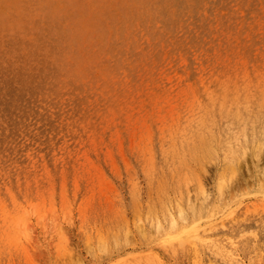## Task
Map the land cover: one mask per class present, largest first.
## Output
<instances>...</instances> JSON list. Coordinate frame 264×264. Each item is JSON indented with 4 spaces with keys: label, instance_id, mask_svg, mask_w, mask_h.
Wrapping results in <instances>:
<instances>
[{
    "label": "rangeland",
    "instance_id": "obj_1",
    "mask_svg": "<svg viewBox=\"0 0 264 264\" xmlns=\"http://www.w3.org/2000/svg\"><path fill=\"white\" fill-rule=\"evenodd\" d=\"M263 73L264 0H0V264H264Z\"/></svg>",
    "mask_w": 264,
    "mask_h": 264
},
{
    "label": "bare ground",
    "instance_id": "obj_2",
    "mask_svg": "<svg viewBox=\"0 0 264 264\" xmlns=\"http://www.w3.org/2000/svg\"><path fill=\"white\" fill-rule=\"evenodd\" d=\"M246 71V70H245ZM259 72V71H258ZM257 72V73H258ZM246 73H247V71H246ZM244 74H245V72H244ZM264 74V73H263ZM262 74V75H263ZM235 75V74H234ZM233 76V75H232ZM236 76H237V74H236ZM228 77V76H227ZM249 77V76H248ZM233 78V77H232ZM254 78V77H253ZM221 80H222V78H221ZM220 80V83L222 82ZM231 80V79H230ZM236 80V82H237V79H235ZM234 80V81H235ZM210 81V80H209ZM248 81H249V79H248ZM203 82V81H202ZM223 82H224V80H223ZM229 82V81H228ZM226 84H227V80H226V82H225ZM216 84V83H215ZM231 85H233V84H231ZM262 85V84H261ZM222 86V85H221ZM228 86V85H227ZM213 87V86H212ZM212 87H211V89H212ZM219 87V86H218ZM235 87H236V85H235ZM235 87H233V88H235ZM195 88H196V86H195ZM214 88V87H213ZM255 88V87H254ZM258 88H259V86H258ZM227 89V88H226ZM243 89V88H242ZM257 89V88H256ZM246 90H247V88H246ZM213 91V90H212ZM229 91V90H228ZM236 91H237V88H236ZM236 91H234V92H236ZM242 91H244V90H242ZM248 91V90H247ZM253 91V90H252ZM256 92H257V90H255ZM255 92V93H256ZM213 93V92H212ZM217 93V92H216ZM220 93V92H219ZM214 94V93H213ZM229 94H230V92H229ZM196 95H197V93H196ZM198 95H199V93H198ZM212 95V94H211ZM219 95V94H218ZM247 95V94H246ZM255 95H257V94H255ZM260 95V94H259ZM202 95H200V97H201ZM204 96V95H203ZM226 96H227V94H226ZM198 97V96H197ZM233 97H236V96H234L233 95ZM238 97V96H237ZM214 98V97H213ZM212 98V99H213ZM217 98V97H216ZM228 98V97H227ZM241 98V97H240ZM256 98V97H255ZM189 99V98H188ZM192 99V98H191ZM223 99H224V96H223ZM226 99V98H225ZM238 99V98H237ZM244 99H246V96H245V98ZM262 99V98H261ZM199 100V99H198ZM215 100V99H214ZM214 100L212 101L213 103H214ZM217 100V99H216ZM234 100V99H233ZM254 100V99H253ZM263 100V99H262ZM227 100H225V102H226ZM256 101V100H255ZM257 101H261L260 99L258 100L257 99ZM190 102V101H189ZM217 102V101H216ZM232 102H234V101H232ZM231 102V103H232ZM237 102V101H236ZM240 102H241V100H240ZM263 102H264V100H263ZM263 102H260V103H263ZM186 103V102H185ZM202 103V102H201ZM204 103H206L205 101H204ZM220 113V112H219ZM238 113V112H237ZM236 113V114H237ZM241 113H243V112H241ZM247 114V113H246ZM245 114V115H246ZM264 114V113H263ZM244 115V116H245ZM241 116V115H240ZM222 117V116H221ZM221 117H219V118H221ZM246 117V116H245ZM212 118V117H211ZM214 120V119H213ZM216 120V119H215ZM219 121V120H218ZM263 121V120H262ZM226 122H228V121H226ZM205 123V122H204ZM207 123V122H206ZM212 123V122H211ZM215 123V122H214ZM247 123V122H246ZM219 124V123H218ZM227 124V123H226ZM205 125H207V124H205ZM212 126V125H211ZM226 126V125H225ZM243 126V125H242ZM255 126V125H254ZM261 126H263V125H261ZM212 127H214V126H212ZM211 127V128H212ZM216 127H218L217 125L214 127V128H216ZM218 129H220V128H218ZM260 129V128H259ZM258 129V130H259ZM263 129V128H262ZM212 130H214V129H212ZM246 130V129H245ZM252 131V130H251ZM262 131V130H261ZM231 132V131H230ZM252 134V133H251ZM229 135V134H228ZM253 135V134H252ZM264 135V134H263ZM213 137V136H212ZM251 138H252V136H251ZM219 139H221V138H219ZM222 140V139H221ZM259 140V139H258ZM262 140V139H261ZM232 141V140H231ZM238 141V140H237ZM227 142H228V140H227ZM242 142V141H241ZM256 142V141H255ZM234 143V142H233ZM212 144H213V142H212ZM212 144H210V145H212ZM245 145V144H244ZM243 145V146H244ZM221 146V145H220ZM212 147H216V146H212ZM245 147H246V145H245ZM245 147H244V149H245ZM217 148V147H216ZM235 148V147H234ZM236 149V148H235ZM218 149H216V151H217ZM241 151V150H240ZM245 151V150H244ZM211 152V151H210ZM214 152V151H213ZM233 152H234V150H233ZM217 153H219V152H217ZM240 153V152H239ZM241 154H242V152H241ZM235 156H236V154H234ZM221 156V155H220ZM242 156V155H241ZM231 158V157H230ZM242 159V158H241ZM237 161V160H236ZM234 162V161H233ZM240 164V163H239ZM228 165V164H227ZM239 166V165H238ZM233 168V167H232ZM263 181V180H262ZM260 188V187H259ZM262 188V187H261ZM261 188H260V190H261ZM264 201V200H263ZM215 208V207H214ZM189 210V209H188ZM197 210V209H196ZM24 211V210H23ZM180 211V210H179ZM181 211H182V209H181ZM166 212V211H165ZM173 212V211H172ZM172 212H171V214H172ZM32 213V212H31ZM178 213V212H177ZM188 213V212H187ZM209 213H210V211H209ZM25 214V213H24ZM166 214H167V212H166ZM179 214H180V212H179ZM182 214V213H181ZM184 214V213H183ZM189 215V214H188ZM19 216V215H18ZM178 216V215H177ZM189 216H191V215H189ZM195 216H197L196 214H195ZM203 216H204V214H203ZM221 216V215H220ZM164 217V216H163ZM182 217V216H181ZM202 217V216H201ZM20 218H23L24 219V221H25V223L28 221V217L26 218V217H20L19 216V218H17L16 220H15V222L13 223V228H14V230H15V232L19 235V236H21V232H22V230H21V228H20V226H21V222H20ZM33 218V217H32ZM162 218V217H161ZM166 218V217H165ZM164 218V219H165ZM177 218V217H176ZM198 218V217H197ZM205 218V217H204ZM163 219V218H162ZM169 219V218H168ZM168 219H166V220H168ZM185 219V218H184ZM187 219H189V218H187ZM195 219V218H194ZM159 220V219H158ZM176 220V219H175ZM174 219H172V220H170V222H169V227L171 228V229H174V230H179L180 228H179V224H178V222H176ZM180 220V219H179ZM186 220V219H185ZM201 220V219H200ZM199 220V221H200ZM155 221H157V220H155ZM189 222L191 221V218L188 220ZM194 221H196V220H194ZM154 222V221H153ZM152 222V223H153ZM182 223V222H181ZM185 223V222H184ZM188 223V222H187ZM226 223V222H225ZM183 224V223H182ZM192 224V223H191ZM201 224V223H200ZM162 225V224H161ZM187 225V224H186ZM190 225V224H189ZM188 225V226H189ZM167 224H166V227L165 228H167ZM201 226V225H200ZM27 227V226H26ZM155 227H156V225H155ZM184 227V226H183ZM182 227V228H183ZM191 227V226H190ZM169 228V229H170ZM186 228V227H185ZM193 228V227H192ZM25 229V228H24ZM161 229V228H160ZM163 229V228H162ZM202 229V228H201ZM200 229V230H201ZM224 229V228H223ZM231 229V228H230ZM28 230V229H27ZM166 230V229H165ZM174 230H173V232H174ZM199 230V229H198ZM24 231V230H23ZM175 231V232H176ZM178 232V231H177ZM195 232V231H194ZM196 232L198 233V231L196 230ZM209 233V232H208ZM194 234V233H193ZM24 235H25V233H24ZM168 235V234H167ZM195 235H197V234H195ZM223 235V234H222ZM221 235V236H222ZM27 236V234L25 235V237ZM171 236H173V235H171ZM228 236V235H227ZM179 237H181V236H179ZM215 237V236H214ZM219 237V236H218ZM166 238V237H165ZM192 238H194V237H192ZM211 238H213V237H211ZM232 238H233V236H232ZM181 239V238H180ZM183 239V238H182ZM205 240V239H204ZM229 240V239H228ZM203 241V240H202ZM169 242V241H168ZM232 242V241H231ZM255 242V241H254ZM235 245V244H234ZM194 246V245H193ZM235 247H237L236 245H235ZM240 249V248H239ZM218 251V250H217ZM195 252V251H194ZM224 252V251H223ZM239 252V251H238ZM237 254V253H236ZM239 260V259H238ZM242 263V262H241Z\"/></svg>",
    "mask_w": 264,
    "mask_h": 264
}]
</instances>
